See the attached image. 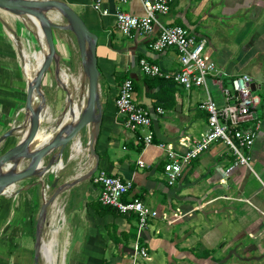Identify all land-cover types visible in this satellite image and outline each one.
<instances>
[{
    "label": "crops",
    "instance_id": "obj_1",
    "mask_svg": "<svg viewBox=\"0 0 264 264\" xmlns=\"http://www.w3.org/2000/svg\"><path fill=\"white\" fill-rule=\"evenodd\" d=\"M65 1L98 35L102 104L98 170L130 180L132 187L122 200L138 197L158 210L159 216L140 231L136 216L100 201L101 185L91 177L66 189L49 207L39 263L264 264V94L257 91L262 97L257 109L262 126L249 151L251 167L238 166L227 175L235 154L219 140L184 164L182 175L171 185L164 174L167 152L159 144L187 150L192 139L206 133L209 113L199 107L207 99L206 90L161 79L147 82L152 76L141 71V58L169 71L178 70L181 62L177 48L157 51L149 46L160 32L159 24L152 33L134 31L125 36L118 30L117 10L142 16L141 0L125 4L104 0L107 14L95 9L93 0ZM158 19L162 25H181L205 38V53L223 71L225 84L242 73L253 75L258 82L264 79V0H174L169 12L159 14ZM0 33L5 35L0 40L1 137L24 122L28 77L18 48L7 41L4 30ZM40 58L41 51L34 55L31 77L40 68ZM127 78L134 81L135 99L151 113L153 140L149 144L144 140L147 129L127 127L126 115L117 107L120 86ZM208 83L220 91L217 98L210 94L222 106L224 98L215 77L208 76ZM158 107L164 112H158ZM18 134L0 143L2 152L20 140ZM88 138V130H84L80 136L83 149L75 152L72 145L65 153L66 168L60 172L59 182L91 169L93 159L84 147ZM2 196L6 200L0 201V264H35L41 185L14 197L11 193V199ZM136 241L147 247V256L134 255ZM44 244L52 245V258L46 255Z\"/></svg>",
    "mask_w": 264,
    "mask_h": 264
},
{
    "label": "built area",
    "instance_id": "obj_2",
    "mask_svg": "<svg viewBox=\"0 0 264 264\" xmlns=\"http://www.w3.org/2000/svg\"><path fill=\"white\" fill-rule=\"evenodd\" d=\"M129 0H120L122 4ZM145 14L134 15L123 9L117 10L116 20L118 30L125 36L134 31L152 33L156 24L160 25V32L150 42V47L161 51L166 48L175 47L179 51L181 67L176 71H169L146 58H141L139 67L148 76L158 77L183 85L187 89L195 86L206 90L207 99L199 105L209 113V127L206 133L191 141L190 148L180 150L167 147L160 143L159 147L167 152V162L164 165V174L169 184H175L182 175L183 166L191 160L199 157L214 142L223 141L233 150L234 162L229 166L227 175L238 166H249L251 156L250 149L262 126V120L257 114L258 106L262 97L258 92L264 94V79L260 82L249 73H242L230 78L228 85L221 78L223 71L217 63L207 56L205 49L207 41L198 38L188 28L181 25H162L159 22V14H167L174 0H141ZM104 0H93V6L103 14L109 10L103 6ZM213 76L220 87L224 103L218 106L212 99L207 85V77ZM120 112L126 115L125 124L130 129L144 128L147 133L144 136L145 143L153 140L151 130L152 117L148 109L138 103L134 97V81L125 79L121 84L116 100ZM163 113L162 107L157 108ZM139 163L144 166L145 162ZM95 183L101 185L99 199L104 205L113 206L122 214L137 217L139 230L143 231L151 218L159 216L156 209L151 208L142 199L136 197L129 201L122 200L123 196L132 187L130 180H123L119 176L110 175L105 170H97L93 175ZM134 255L147 256V247L136 241L133 247Z\"/></svg>",
    "mask_w": 264,
    "mask_h": 264
},
{
    "label": "water",
    "instance_id": "obj_3",
    "mask_svg": "<svg viewBox=\"0 0 264 264\" xmlns=\"http://www.w3.org/2000/svg\"><path fill=\"white\" fill-rule=\"evenodd\" d=\"M0 9L16 16L36 17L48 47L47 55L39 70L33 77L28 78L24 122L12 127L0 137L2 143L20 133V140L0 154V196L8 195L7 192L11 187L14 188L12 194L15 196L38 184L42 188V205L36 221L34 254L35 264H40L43 231L47 223L49 207L66 189L90 179L99 168L100 156L96 145L102 123V104L97 58L98 35L65 0H0ZM53 12L59 13L65 21H54L51 17ZM57 29L71 31L75 36L83 69L82 88L87 90L86 102L80 114L68 121H64V117L70 108L72 96L68 88L64 87L61 78V56L54 39V30ZM51 69L58 83L67 92V103L63 115L53 125L56 131L48 140L38 142L41 133L47 129L43 126L49 107L44 82ZM84 130H88L89 133L86 147L93 159L92 167L86 173L59 182L62 178L60 172L65 167L64 155L71 149L75 140L80 139ZM60 163L61 168H58ZM51 176H54L53 179ZM23 181L27 183L17 188V184ZM51 187L52 192H48Z\"/></svg>",
    "mask_w": 264,
    "mask_h": 264
},
{
    "label": "rangeland",
    "instance_id": "obj_4",
    "mask_svg": "<svg viewBox=\"0 0 264 264\" xmlns=\"http://www.w3.org/2000/svg\"><path fill=\"white\" fill-rule=\"evenodd\" d=\"M7 15H9V19H7V16H5L3 11L0 10V31L4 30L6 33L7 41L18 48V53L20 55L19 60H21L20 64L22 66L23 59V70L27 77L30 78L31 70L34 67V55L41 51L40 37L39 35H37V31L33 24H27V22L24 21L21 17H18L11 13H7ZM64 21L65 20L63 19L62 22ZM4 36V34L0 33L1 41L5 40ZM54 39L57 51L61 56V69L63 68L70 70L71 77L74 80L80 82L79 87L75 89L77 99L80 100L84 90V88H82L83 69L75 36L71 31L57 29L54 30ZM0 44L3 45L2 42H0ZM208 86L212 96L214 98H217L220 95V91L218 90V88H216V86H213L211 83H208ZM44 87L46 89L47 102L54 108V110H51L49 108V113H51L54 120L52 122H49L48 120L43 122V126L47 128L48 126L55 125L56 120L61 115H63L67 103V92L56 80L53 69L50 70L48 77L44 82ZM259 93L263 94L261 91ZM11 95H13V92L10 93V97ZM18 135H20V133ZM83 140L85 142V139ZM86 145L87 142L84 144V147H86ZM1 152L2 146H0V154ZM64 164L65 167L62 169L63 171L66 168L65 161ZM61 165L62 164L60 163L58 168H61ZM13 189L14 188H12L11 191H13ZM52 189V187L49 188L50 192H52ZM14 196L15 195H13L12 197ZM8 197L11 199L10 195H7V199H9ZM5 200L6 196H2L0 198V201Z\"/></svg>",
    "mask_w": 264,
    "mask_h": 264
},
{
    "label": "bare ground",
    "instance_id": "obj_5",
    "mask_svg": "<svg viewBox=\"0 0 264 264\" xmlns=\"http://www.w3.org/2000/svg\"><path fill=\"white\" fill-rule=\"evenodd\" d=\"M0 10L4 11L3 13L6 14V15H7V13H9L8 11H5L3 9H0ZM18 17H21L24 21L27 22V24L28 23L33 24L35 29H36V31H37V35H39V37H40V40H41V45L40 46H41V53H42V58H40V63H39V66H40V65H42V63L44 61V58H45V56L47 55V52H48V47H47L46 42H45L44 37H43V33H42L40 22L34 16H26V17L18 16ZM51 17H52V19L54 21H57V22H61L62 21L61 15L59 13H57V12H53ZM39 37H37V38H39ZM70 72L71 71L68 70V69H63V68L61 69V78H62V82L64 84V87L68 88V90L70 92V95L72 96V102L70 104L69 110L65 114L64 121L71 120L73 116H78L80 114L82 108L84 107L85 102H86V98H87V90L85 88L83 90V95H82L81 99L80 100L77 99V95L75 93V89L79 87L80 82L74 80L71 77ZM47 120L49 122H52L54 120L52 115H51V113H49V110H47V112H46L45 121H47ZM44 128L46 129V127H44ZM55 131H56V129H55L54 126L51 125V126L47 127L46 131L44 133H41V135L39 136L38 142H44V141L48 140L49 137ZM73 149H74L75 152H78V153L83 149L82 142H81L80 139H77L74 142ZM12 188L13 187H11L9 189V191L7 192L8 195L13 193L14 189H13V191H11ZM44 247H45L46 255H48L50 258H52V256H53V254H52V245H50V244L45 245L44 244Z\"/></svg>",
    "mask_w": 264,
    "mask_h": 264
},
{
    "label": "trees",
    "instance_id": "obj_6",
    "mask_svg": "<svg viewBox=\"0 0 264 264\" xmlns=\"http://www.w3.org/2000/svg\"><path fill=\"white\" fill-rule=\"evenodd\" d=\"M147 79V82H150L151 80H155V79H158V80H160L161 78H158V77H148V78H146ZM161 80H164V79H161ZM165 81V80H164Z\"/></svg>",
    "mask_w": 264,
    "mask_h": 264
}]
</instances>
